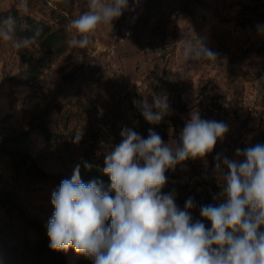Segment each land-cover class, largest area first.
<instances>
[{
    "label": "rangeland",
    "instance_id": "1",
    "mask_svg": "<svg viewBox=\"0 0 264 264\" xmlns=\"http://www.w3.org/2000/svg\"><path fill=\"white\" fill-rule=\"evenodd\" d=\"M23 2L25 8L21 0H0V11L15 9L59 28L67 43L75 32L70 21L89 10V0ZM258 26H264V0H139L137 5L129 0V10L112 25H98L88 47L69 46L63 55L52 56L50 68L30 86L13 85L14 78L43 51L35 44L16 49L0 39V150L9 138L31 130L24 149L45 151L41 125L65 136L48 147L52 157L40 168L43 174L16 173L9 157L0 160V264L17 255L26 237L34 239L25 230L27 221L47 232L54 212L51 194L63 179H71L77 165L84 183L85 162L104 175L105 155L121 143L124 127L144 138L152 129L165 142L178 140L192 112L223 122L228 131L205 158H190L167 171L162 193L174 191L181 209L200 194L190 214L193 222L202 221L206 192L216 205L222 199L216 156L236 159L237 148L264 144V31ZM196 37L216 60H185ZM154 95L165 97L171 110L159 124L146 122L133 103L151 102ZM177 97L185 105L182 113ZM66 259L79 264L72 249Z\"/></svg>",
    "mask_w": 264,
    "mask_h": 264
},
{
    "label": "clouds",
    "instance_id": "2",
    "mask_svg": "<svg viewBox=\"0 0 264 264\" xmlns=\"http://www.w3.org/2000/svg\"><path fill=\"white\" fill-rule=\"evenodd\" d=\"M132 2L137 5L139 0ZM19 6L26 7L23 0ZM88 9L70 21L69 29L75 30L70 47H88L98 25H112L129 10V0H89ZM258 30L264 31V26ZM15 31L14 17L0 20V39L11 41L16 49L29 48L41 33L37 29L33 36L17 39ZM184 56L186 61L217 59L198 37ZM133 103L149 124H159L171 114L160 95L152 96L151 102L144 98ZM227 131L223 122L202 119L198 112L190 114L178 140L165 142L152 129L144 138L124 127L121 143L105 155L102 173L110 180L107 187L97 179L84 183L77 165L71 179H63L52 192L54 212L47 224L50 249H72L93 264H264V231L260 230L264 226V144L237 148L236 159L216 156L223 202L199 210L210 228L201 220L193 222V198L181 209L174 191L162 193L167 171L190 158H205ZM79 139L75 136L74 142ZM91 167L85 162V168Z\"/></svg>",
    "mask_w": 264,
    "mask_h": 264
},
{
    "label": "trees",
    "instance_id": "3",
    "mask_svg": "<svg viewBox=\"0 0 264 264\" xmlns=\"http://www.w3.org/2000/svg\"><path fill=\"white\" fill-rule=\"evenodd\" d=\"M9 15L16 20L14 38L31 37L35 34L37 29L41 30L40 35L36 38L33 44L40 48L43 51V54L34 63L28 65L23 71L19 72L13 81V85L26 83L30 86L35 80L43 77L45 71L50 68V60L52 56H61L68 52L69 45L59 28L55 30L51 29L48 25L37 22L29 15H24L15 9L0 11V20H3ZM256 50L259 51L260 49L257 48ZM175 104L179 113L184 112L185 105L181 103L179 97L175 100ZM37 129L40 130V136H42L47 144L45 151L36 154L27 152L26 149H24L26 138L30 135L31 130L9 138L6 141L7 146L0 150V160L3 159V155L9 157L10 169L14 170L16 173L25 172L28 174L32 172L43 174L40 168L46 166L52 157V152L50 153L48 151V147L50 148L51 145L53 147V144H58V141L65 137L60 132H51L45 125H41V127ZM84 174L86 184L93 179L102 181L105 187L110 184L109 178L106 175L100 176L95 169H89ZM199 196L200 194L194 199V201L197 200ZM203 202V204H200L201 206L209 204L216 205L210 201V196L207 192ZM202 222L205 224L209 223L207 220H202ZM27 224L25 230L28 229L32 231L34 239H27L26 237L17 255L12 258H6L5 264H67V252L53 251L50 249V241L47 232L41 226L32 221H27ZM1 246L2 244H0V247ZM76 257H79L77 261L79 264H93L91 259H88L83 255L76 253Z\"/></svg>",
    "mask_w": 264,
    "mask_h": 264
},
{
    "label": "built area",
    "instance_id": "4",
    "mask_svg": "<svg viewBox=\"0 0 264 264\" xmlns=\"http://www.w3.org/2000/svg\"><path fill=\"white\" fill-rule=\"evenodd\" d=\"M220 202V201H219ZM221 202H223V200L221 199ZM220 202V203H221ZM219 203L217 202V205H218ZM261 231H264V226H262V228L260 229Z\"/></svg>",
    "mask_w": 264,
    "mask_h": 264
}]
</instances>
